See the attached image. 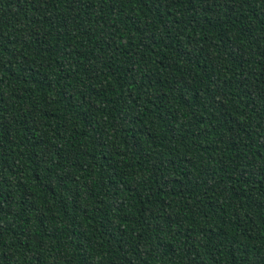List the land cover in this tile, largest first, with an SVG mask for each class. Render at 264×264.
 <instances>
[{
    "label": "trees",
    "instance_id": "16d2710c",
    "mask_svg": "<svg viewBox=\"0 0 264 264\" xmlns=\"http://www.w3.org/2000/svg\"><path fill=\"white\" fill-rule=\"evenodd\" d=\"M0 264H264V0H0Z\"/></svg>",
    "mask_w": 264,
    "mask_h": 264
}]
</instances>
